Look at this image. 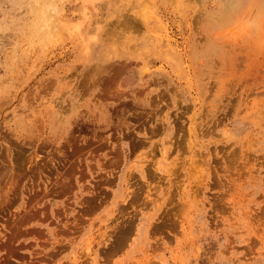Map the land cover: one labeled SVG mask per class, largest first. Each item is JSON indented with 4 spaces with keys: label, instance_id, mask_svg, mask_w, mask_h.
I'll return each mask as SVG.
<instances>
[{
    "label": "rangeland",
    "instance_id": "374dc122",
    "mask_svg": "<svg viewBox=\"0 0 264 264\" xmlns=\"http://www.w3.org/2000/svg\"><path fill=\"white\" fill-rule=\"evenodd\" d=\"M0 264H264V0H0Z\"/></svg>",
    "mask_w": 264,
    "mask_h": 264
},
{
    "label": "bare ground",
    "instance_id": "6f19581e",
    "mask_svg": "<svg viewBox=\"0 0 264 264\" xmlns=\"http://www.w3.org/2000/svg\"><path fill=\"white\" fill-rule=\"evenodd\" d=\"M140 12H141V11H140ZM143 13H144V12H143ZM231 14H232V13H231ZM229 15H230V14H229ZM52 16H53V15H52ZM135 23H136V22H135ZM137 25H139L138 22H137ZM139 28H140V27H139ZM53 29H54V28H53ZM56 30H57V28H56ZM51 31H52V30H51ZM133 35H134V34H133ZM119 44L121 45V43H119Z\"/></svg>",
    "mask_w": 264,
    "mask_h": 264
}]
</instances>
